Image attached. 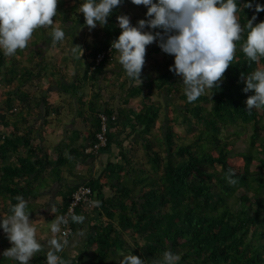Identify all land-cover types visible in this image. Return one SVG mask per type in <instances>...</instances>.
I'll return each mask as SVG.
<instances>
[{
    "label": "trees",
    "instance_id": "obj_1",
    "mask_svg": "<svg viewBox=\"0 0 264 264\" xmlns=\"http://www.w3.org/2000/svg\"><path fill=\"white\" fill-rule=\"evenodd\" d=\"M248 2L239 0L241 11L237 15L241 25H246L253 15H257L254 23L264 21V12H255L256 4L264 5V0H251L252 8L244 6ZM58 4L64 18L70 17L74 22L84 17L78 12L80 0L72 6L63 0ZM131 8L139 9L140 15L132 17ZM146 13L145 6L131 0H124L114 9L108 23L100 25L98 39L89 47L85 73L78 76L77 85H70V92L80 102L79 116L87 121L90 118L93 123L91 145L101 129V113L108 115L110 121L113 117L127 120L126 116H133L131 133L123 143L137 133L135 142L128 146L121 143L118 156L86 184L99 202L95 206L98 220L91 225L87 247L74 264H119L123 259L119 255H127L129 250L146 260L145 264L162 260L169 250L181 256L180 264H264V108L249 111L246 105L254 93L243 91L245 81L257 67L241 50L247 30L242 32L234 60L218 86L206 90L195 102L187 101L182 77L169 70L175 58L162 51L159 37L146 46L142 82L129 86L122 68L116 78L105 77L103 82H111L110 86L118 83L120 89L101 94L103 87L98 88L95 82L118 52L113 49L112 55L105 56L99 64L96 59L121 34L117 17L128 15L136 26L139 20L147 19ZM145 30L153 34L164 32L162 28ZM3 64L4 55L0 52V70ZM259 66L264 67V58ZM91 67L94 69L90 73ZM26 73H21L20 85L31 83ZM88 84L93 92L90 99H86ZM156 94L159 98L164 95L166 101L157 99ZM132 103L130 109L125 108ZM2 112L0 125L8 127V116ZM32 134L4 139L0 134V198L9 199L10 207L18 202L17 196L24 197L30 191L19 188L20 180L16 179L33 176L53 162L46 153L35 159H29V155L18 157V164L10 162L17 151L28 149L35 138ZM242 136L248 139V148L234 152ZM114 140L109 127L108 143L100 151L108 150ZM66 146L65 141L58 144L59 166L70 161L65 155ZM73 160L77 158L74 156ZM59 166L52 169L54 174L61 172ZM230 173H234V184L229 182ZM74 190L64 197L61 216L67 211ZM82 208L79 205L73 215ZM71 226L73 229L72 220ZM4 250L0 246V264L11 261L3 256ZM45 260L46 255L39 257L37 264H44Z\"/></svg>",
    "mask_w": 264,
    "mask_h": 264
},
{
    "label": "clouds",
    "instance_id": "obj_2",
    "mask_svg": "<svg viewBox=\"0 0 264 264\" xmlns=\"http://www.w3.org/2000/svg\"><path fill=\"white\" fill-rule=\"evenodd\" d=\"M58 2L0 0V52L7 57L25 49L34 30L40 27L51 26L53 42H62L66 32L56 27L53 20L57 15ZM122 3L124 0H80L78 12L83 13L86 26L94 29L97 24L106 25L113 10ZM131 3L145 6L147 19H141L133 26L128 15L118 16L122 31L111 44L112 50L118 52V61L130 80L141 81L146 46L159 37L162 51L175 58L169 70L182 77L187 101L195 102L206 90L218 86L234 60L237 42L246 29L247 36L241 50L248 61L257 64L245 81L243 91L254 93L247 98L246 105L249 111L264 108V67L259 66L261 58H264V21L254 23L257 15H253L242 26L237 15L241 11L239 0H131ZM244 6L252 8L251 0ZM255 12H264V5L256 4ZM146 28H162L164 32L153 34ZM79 50L82 48L73 46V55H77ZM231 175L234 173H230L229 182L234 184L236 181L231 179ZM16 200L18 202L10 209L11 214L0 218V229L12 244L3 256L14 259L17 264H29L44 246L37 239L34 221L30 220L28 202L22 196H17ZM92 203L99 206L98 201ZM51 210L54 212V209ZM71 220L83 223L84 217L72 215ZM67 223L68 219L64 216L56 217L51 223L52 238L48 240L46 264H66L58 253L63 251L67 241L58 234H61V225ZM119 256L123 257L119 264H145L146 261L130 250L127 255ZM180 261L181 256L169 250L164 252L162 260H152V264H180Z\"/></svg>",
    "mask_w": 264,
    "mask_h": 264
},
{
    "label": "crops",
    "instance_id": "obj_3",
    "mask_svg": "<svg viewBox=\"0 0 264 264\" xmlns=\"http://www.w3.org/2000/svg\"><path fill=\"white\" fill-rule=\"evenodd\" d=\"M63 1H66L68 6L76 3V0ZM129 11L132 17L140 15L137 8H131ZM53 20L56 27L63 28L66 32V38L62 42H53L51 26L37 28L25 49L18 50L13 56H4V64L0 70V112L3 111L2 113L8 116L10 123L8 127L0 125L2 138L13 135L19 138L31 132L35 137L27 146L28 149L17 151L10 162L18 164V157L26 158L29 155V159L30 157L35 159L38 158L37 156L42 157L44 153L49 156V160L51 158L53 161L33 176L16 179V181L20 180L19 188L24 187L30 190L23 198L28 202V210L31 212L30 220L34 221L37 229V239L44 246V249L29 261V264H37L39 257L46 255L49 248L48 240L52 238L51 223L56 217L61 216L63 199L67 193L98 176L109 161L118 156L121 143L122 146H128L137 138V133H134L128 138L129 140L123 143V140L131 133L133 116H126L127 120L123 117L117 120L115 117L111 119L109 126L115 139L110 148L95 155L80 154L92 143L89 133L93 123L90 118L87 121L79 116L80 102L77 96L70 92V85L74 83L77 85L78 76L85 73L87 65L85 56L91 43L98 39L100 25L97 24L94 29H90L86 26L83 16L73 22L70 17L64 18L60 9H57V15L53 17ZM133 23L134 21L131 20V24ZM73 46H79L83 51L79 50L77 55H73ZM118 56L119 54L116 53L115 59L107 64L101 78L95 82L99 84L98 88L103 87L101 91L98 90L103 95L120 89L118 83L115 86H110L111 82L103 83L105 77L112 80L117 77V73L121 72L122 66L118 61ZM65 58L71 64L68 65ZM78 58L82 59L81 62ZM26 67L30 70L28 71ZM25 71L31 83L20 85L21 73ZM125 76L127 77L126 73ZM140 79L141 81L129 79L128 85L139 84L143 81L142 76ZM90 86L86 90L88 95L86 99H90L93 95ZM157 97L159 98V94ZM167 100L170 102L172 98L169 96ZM162 101H166L165 98ZM10 103L12 106H8ZM133 103L138 104V98ZM133 103L125 108L130 109ZM5 109L8 111L5 112ZM62 141H65L68 146L65 155L70 161L59 166L56 160L59 157L57 147ZM74 156L77 160H73ZM58 166L61 167V172L56 171L54 174L52 169ZM10 209L9 199L5 201V198H0V218L10 215ZM51 209H54V212ZM77 215L84 217L83 223L72 221L73 231L66 239L67 244L63 251L58 253L68 264H74L77 256L86 249L90 227L98 220V210L95 207L93 209L82 208ZM58 236L63 239L61 234ZM0 246L4 249L12 247L3 229H0ZM89 252L92 255L91 250ZM116 258L120 259V257ZM8 264H17V262L11 259Z\"/></svg>",
    "mask_w": 264,
    "mask_h": 264
},
{
    "label": "built area",
    "instance_id": "obj_4",
    "mask_svg": "<svg viewBox=\"0 0 264 264\" xmlns=\"http://www.w3.org/2000/svg\"><path fill=\"white\" fill-rule=\"evenodd\" d=\"M111 55H112V48L109 47V49L101 52L97 56L96 63L99 64L105 58V56H111ZM93 69L94 67H91V70ZM100 118H101V129L97 133V140L92 145H90L85 149L86 153H97L108 143L110 118L108 115L104 113L100 114ZM93 201H96V199L94 197V191L89 185L86 184L80 185L76 188V190L73 191L68 209L63 215L66 219H68V223L66 225H61V236L63 237V240L68 239V237L71 235L73 231L71 226V216L76 212L77 207L80 205L86 209H93L96 206L95 204L92 203ZM69 209H71V213L69 212ZM44 264H46V260Z\"/></svg>",
    "mask_w": 264,
    "mask_h": 264
},
{
    "label": "rangeland",
    "instance_id": "obj_5",
    "mask_svg": "<svg viewBox=\"0 0 264 264\" xmlns=\"http://www.w3.org/2000/svg\"><path fill=\"white\" fill-rule=\"evenodd\" d=\"M66 62L68 65L71 64L70 61L67 59H66ZM155 97L158 98L157 95H155ZM173 100H175V98ZM247 148H248V139L245 136H242V138L237 141V145L234 149V152L245 151ZM250 195H251V193H250Z\"/></svg>",
    "mask_w": 264,
    "mask_h": 264
}]
</instances>
